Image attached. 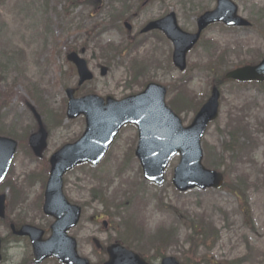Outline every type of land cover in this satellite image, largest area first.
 <instances>
[{
  "label": "rangeland",
  "instance_id": "obj_1",
  "mask_svg": "<svg viewBox=\"0 0 264 264\" xmlns=\"http://www.w3.org/2000/svg\"><path fill=\"white\" fill-rule=\"evenodd\" d=\"M90 1L91 6L84 5L87 0H0V93L15 87L18 94L11 105L0 106V129L19 142L28 138L29 131L34 132L36 122L26 105V101L34 102V95L31 96L24 85L25 78L36 83L44 107L51 111L50 115H45L38 104L49 132L44 160L32 158L30 149L22 143L7 177L16 187L21 213L44 229L48 228L45 225L50 218L39 211L36 199L43 192V180L48 173L45 159L64 144L76 140L85 129L84 117L73 120L65 117V90L77 87L78 82L66 54L70 49L81 48L83 41H90L93 33L97 35L105 29L107 15L112 13L110 0ZM234 1L240 15L251 21L252 26L229 28L215 24L208 28L188 54V67L184 72L174 68L172 43L158 33L151 34L148 41L131 54L138 65L145 64L139 82L132 78L135 67L130 62L117 65L120 58L103 54L100 48L112 41L125 42L128 38L125 32L111 29L95 41L91 40L85 58L95 78L81 86L77 95L94 91L102 97L111 95L122 99L144 89L146 82H156L168 87V104L174 96L188 99L192 106L179 108V116L184 125L190 124L194 111L209 96L217 77L236 66L255 63L264 52V0ZM103 5L108 6V14L102 15ZM215 6L216 0H152L142 7L133 26L139 31L147 21L174 10L181 27L193 32L197 16ZM124 53L127 54L123 57L128 56L127 51ZM112 58L115 60L109 62ZM101 66L109 67L104 76ZM221 93L220 117L209 126L203 149L206 166L226 171L224 188L178 192L172 177L179 155L165 170L163 185L148 182L142 175L139 161L131 154L137 142V130L129 125L121 131L98 166L92 168L83 164L65 176L67 197L84 209L83 221L71 231L79 241L81 255L93 264L104 258L89 240L103 227L90 219L93 213L106 215L107 208L110 213L117 211L121 216L106 233L98 234L103 242L108 235L115 236L118 232L129 236L126 224L131 221L134 236H129L128 241L138 251H150L152 245H158L165 237L164 245L169 246L165 254L177 255L176 252L182 250L180 246H184L187 256L192 255L193 261L200 264H264V84L226 81ZM54 115L59 120L64 116L56 122ZM237 118L248 123L251 133L247 147L234 153L232 158L231 153L222 154L221 146L228 134L234 133ZM222 156L226 161L221 162ZM7 187L5 184L0 190ZM232 187L239 192L242 188L246 194L241 198L231 191ZM94 194H99L97 200ZM245 207L250 210L251 222ZM107 220L112 221L108 214ZM8 233V228L0 222V237H7ZM20 243L12 246L6 243L1 264H33L29 240ZM142 254L150 256V252ZM43 264L60 263L49 259Z\"/></svg>",
  "mask_w": 264,
  "mask_h": 264
},
{
  "label": "water",
  "instance_id": "obj_2",
  "mask_svg": "<svg viewBox=\"0 0 264 264\" xmlns=\"http://www.w3.org/2000/svg\"><path fill=\"white\" fill-rule=\"evenodd\" d=\"M237 7L230 0H219L216 10L206 12L198 19L199 32L190 34L183 32L176 22L174 13L163 20L151 23L146 30L162 28L175 44L174 61L180 69L186 67V53L197 42L201 31L210 23L223 20L228 24L248 25L249 22L236 15ZM78 64L81 75L80 83L91 78L83 60L73 58ZM227 78L237 80H263L264 60L257 66H245L227 73ZM70 96L68 115L75 117L80 113L87 115V130L84 137L89 140L80 144L79 155L71 152L72 145H66L51 158V175L46 190L44 209L48 214L56 216L53 225V235L48 240H42L38 229L25 226L19 233L29 234L33 240L36 262H41L48 256H56L70 264H89L80 258L76 252V243L66 235V231L74 226L80 215V207L71 205L63 194V174L78 163L89 160L97 163L105 153L114 130L125 122H134L140 130V142L136 154L141 160L145 178L162 184L164 169L170 158L176 153L181 154V161L175 169L173 183L179 190L194 187H220L223 175L220 172L206 169L201 161L203 150L201 139L210 121L218 117L220 92L214 87L212 95L197 113L192 124L183 127L181 120L164 102L165 88L150 85L147 90L123 102L111 103L104 111L111 113L103 115L99 105L103 99L92 96L74 99L73 90H67ZM109 100V99H108ZM40 124V130L30 138V144L38 156L46 147L47 133L42 126L40 116L35 112ZM116 119L117 126L109 125L103 129L106 119ZM16 142L0 137V181L5 177ZM5 196H0V216H4ZM109 260L105 264H147L139 255L126 250L119 244L108 248ZM162 264H179L173 258H166Z\"/></svg>",
  "mask_w": 264,
  "mask_h": 264
},
{
  "label": "flooded vegetation",
  "instance_id": "obj_3",
  "mask_svg": "<svg viewBox=\"0 0 264 264\" xmlns=\"http://www.w3.org/2000/svg\"><path fill=\"white\" fill-rule=\"evenodd\" d=\"M149 2H151V1L149 0ZM138 16H139V13L136 12L135 17L137 18ZM163 16L158 17V19L161 18V17H163ZM148 22L149 21H147L146 23H148ZM146 23H144L140 27V30L138 31L139 34H136V37L137 38H138V35L142 34L141 33V29L146 25ZM83 50H84V52H83V54H84L87 51V49L86 48H83ZM21 212H22V210L20 209V207H14L12 210H10L9 212H7L5 218L2 219V220H4L3 223H5V225L10 229V234L8 233L7 237L0 238L2 240L1 248H2V252H3L2 253V257L0 259V264L2 262H4V251L6 249V243H8L10 246H12L14 244H17V243L18 244H21L20 243L21 241L26 240L28 238V236H25V235L19 236V235L15 234V231L19 230L23 225H25L27 223H31L32 224V222H33V221H29V219H26V217L24 216V214H22ZM83 219H84V217H83V214H82L81 222L83 221ZM50 221L52 222V218L50 219ZM50 221L49 222H46L47 225H45V226H49V228H50V224H51ZM90 221L91 222H94L96 224H100L101 223L103 225V228H105V229L108 228V222L105 220V215H103V214L93 213L92 216H91ZM36 225L38 227L44 229V227L42 225H39V224H36ZM13 227H14V230H13ZM77 227H78V225L75 228H73V230L76 229ZM44 230L46 232L47 228L44 229ZM101 232L102 231H98L96 234H100L101 235ZM94 238H97V237L92 236L91 238H89V240H92L93 241ZM32 262H33V264H36L34 261H32Z\"/></svg>",
  "mask_w": 264,
  "mask_h": 264
},
{
  "label": "trees",
  "instance_id": "obj_4",
  "mask_svg": "<svg viewBox=\"0 0 264 264\" xmlns=\"http://www.w3.org/2000/svg\"><path fill=\"white\" fill-rule=\"evenodd\" d=\"M28 92L31 96L34 95V92L31 89H28ZM0 95H1L0 106H6L10 102V99L13 95V91L11 88H8L2 91ZM34 99L36 100L35 102L43 108V113H45V115L51 114V112L46 111V108L44 107L45 103H43L41 98H34ZM236 126L237 127L235 128L234 133H231V134L229 133L228 138H225L221 146L222 154L224 155V153L230 152L231 153L230 157L232 158H233L234 153L236 152L240 153L241 150L247 147L246 142L248 138V134H247L248 129L244 122V119L243 118L241 120L237 119ZM222 160L226 161V158L224 159V156H222L221 162ZM215 166H218V165H215ZM233 189L237 190L236 188H233ZM241 192H244V189L241 188ZM247 214L249 215L248 219H250V211L248 208H247Z\"/></svg>",
  "mask_w": 264,
  "mask_h": 264
},
{
  "label": "bare ground",
  "instance_id": "obj_5",
  "mask_svg": "<svg viewBox=\"0 0 264 264\" xmlns=\"http://www.w3.org/2000/svg\"><path fill=\"white\" fill-rule=\"evenodd\" d=\"M139 61H142V60L140 59ZM25 80H26V82H25L26 85L36 84L35 82L29 80L28 78H25ZM49 106L51 107V105H49Z\"/></svg>",
  "mask_w": 264,
  "mask_h": 264
}]
</instances>
